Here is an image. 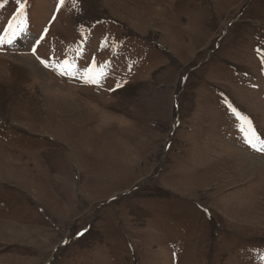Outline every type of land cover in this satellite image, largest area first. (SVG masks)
<instances>
[{
    "label": "rangeland",
    "instance_id": "374dc122",
    "mask_svg": "<svg viewBox=\"0 0 264 264\" xmlns=\"http://www.w3.org/2000/svg\"><path fill=\"white\" fill-rule=\"evenodd\" d=\"M253 133L264 0H0V264H264Z\"/></svg>",
    "mask_w": 264,
    "mask_h": 264
},
{
    "label": "snow or ice",
    "instance_id": "6c2138e0",
    "mask_svg": "<svg viewBox=\"0 0 264 264\" xmlns=\"http://www.w3.org/2000/svg\"><path fill=\"white\" fill-rule=\"evenodd\" d=\"M61 2H63V0H61ZM22 11H23V5H21V12H22ZM9 28H11V23H9ZM41 38H43V37H41ZM7 42H8V43H11L12 41H11V40H8ZM33 52H35V48H33ZM42 63H44V64L47 66V63H48V62L42 60ZM63 63H64L65 65H67V64H68V61L66 60V61H64ZM57 67H58V69H59L61 66H60V65H57ZM91 71H92V68H88V69L85 70V76H84L85 81H86V82H91V83H98L100 77H99V76H94V75H88V73H90ZM117 87H119V85H117ZM245 119H246V117H245ZM247 142H248L250 145H252L253 147L256 146V142H259V143H261V144H264V141H256V138H255L254 133H253V136H252V137H249V138L247 139Z\"/></svg>",
    "mask_w": 264,
    "mask_h": 264
},
{
    "label": "bare ground",
    "instance_id": "6f19581e",
    "mask_svg": "<svg viewBox=\"0 0 264 264\" xmlns=\"http://www.w3.org/2000/svg\"><path fill=\"white\" fill-rule=\"evenodd\" d=\"M38 69V68H37ZM36 69V70H37ZM49 86V85H48ZM5 118V117H4ZM240 153H243V152H240ZM31 154V153H30ZM247 157L246 160H247V163H248V169L251 170L252 172H254V167H255V164L253 163L254 161H252L251 159L248 158V155H246ZM258 160V159H257ZM261 160V159H260ZM260 162V161H259ZM264 166V165H263ZM246 167V166H245ZM256 171V170H255Z\"/></svg>",
    "mask_w": 264,
    "mask_h": 264
}]
</instances>
